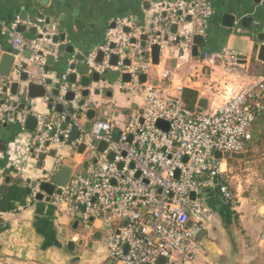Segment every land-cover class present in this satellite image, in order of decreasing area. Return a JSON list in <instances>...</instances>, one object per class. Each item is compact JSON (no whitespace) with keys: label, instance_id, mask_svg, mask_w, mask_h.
Here are the masks:
<instances>
[{"label":"built area","instance_id":"obj_1","mask_svg":"<svg viewBox=\"0 0 264 264\" xmlns=\"http://www.w3.org/2000/svg\"><path fill=\"white\" fill-rule=\"evenodd\" d=\"M199 1L164 3L152 19L150 44L159 45L161 51L164 45L177 40L168 32V25H190L191 29L183 33L181 48L182 55L189 57L194 35L204 33L212 15L209 7L199 8ZM17 23H11L3 31L12 47L31 51V71L16 62L11 76H0V122L11 119L18 107L25 104L29 109L19 116L20 124L24 125L36 100L23 91L13 96L9 88L13 83H20L22 69L31 74L28 82L43 84L41 74L46 57H56L58 53L53 43V26L38 20L35 24L38 37L27 44L15 34ZM139 37L140 32L129 19L118 18L106 34V45L100 48L105 60L98 64L93 52L85 62L90 71L98 74L106 70L127 72L130 79L115 83V87L127 100L141 101V110L119 131L106 120L89 121L88 106L80 104L81 91L77 86L68 85L64 75L58 85V96L42 99L50 105H59L71 92L73 99L68 108L74 113L66 112L55 120L35 114L31 147L38 157L50 147L56 151V147L63 146L71 147L77 155L78 146H84L83 153L78 155L87 162L85 170L74 172L75 167L71 168L68 184L55 188L50 196L57 211L78 225L79 231L72 236L74 243L82 240L85 245L99 231L111 264H196L202 254L197 236L213 220L203 195L207 190L208 193L215 191L224 203L232 208L238 206L225 179L227 159H215L214 154L244 153L255 116L264 109V76L237 91L233 90V80L220 79L221 88L217 81H211L200 92L223 95L221 104L190 110L182 102V89L175 95L170 93L171 71H165L157 85L146 80L141 82L139 77L149 70L151 62L138 57ZM127 47L132 52L126 57L123 49ZM113 55L117 57L114 67L109 63ZM126 59L130 60L129 65H125ZM206 61L217 62L227 71L242 69L239 55L226 48L218 54L204 55L202 62ZM183 80L192 83V79ZM158 121L164 123L163 128L157 126ZM73 126L77 127L78 136L70 142ZM99 143L105 144L102 152L97 150ZM110 154L112 160L108 159ZM64 160L63 155L56 156L55 172Z\"/></svg>","mask_w":264,"mask_h":264},{"label":"crops","instance_id":"obj_2","mask_svg":"<svg viewBox=\"0 0 264 264\" xmlns=\"http://www.w3.org/2000/svg\"><path fill=\"white\" fill-rule=\"evenodd\" d=\"M172 1L176 0H0V55L12 54L15 56L14 65L20 62L26 71H31V51L27 48L19 51L12 47L3 28L18 21L17 27L21 25L25 29L20 33L15 30V34L28 44L38 37L35 28L38 20L53 26L58 54L56 57L48 55L53 60L50 63L45 60L41 74L44 82L37 86L44 87L46 96L54 98L59 93L60 79L65 75L68 85L77 86L80 93L85 89L89 91L86 97L81 95L80 98L88 106V111L92 109L95 112L89 121L106 120L116 130H121L130 117L141 110V101L127 100L115 87V83L130 79V75L127 72L106 70L102 74L96 73L98 81L95 82L94 72L88 69L85 61L93 52L97 58L100 48L106 45V34L114 28V21L118 18L129 19L140 32L136 42L138 57L151 62L149 70L141 74L145 75V80L157 85L163 73L171 71L173 83L170 93L175 95L180 89L195 92L196 108H199L200 99L207 100L205 108L211 104H221L223 95L211 96L200 92L211 81H217L221 88L223 84L220 79L233 80V90L237 91L253 79L264 76V62L257 59L258 51L264 45V0L199 1L212 10V15L207 20L204 33L198 34L201 42L197 45L196 54L193 55L192 50L189 57L181 53L183 33L190 30L191 26L170 24L167 30L177 40L164 45L159 53L158 64L153 65L149 52L151 44L149 42L146 49L143 48L141 37L150 33L152 19L162 5ZM226 17H231V20L225 21ZM225 48L239 55L240 71H227L217 62H202L204 55L218 54ZM123 50L126 57L132 52L131 47ZM103 60L104 55L96 62L100 64ZM126 61L130 64L129 59ZM109 63L114 67L116 60L113 61L110 56ZM21 71L30 79L31 74L23 69ZM83 79L89 80L86 88L81 85ZM183 79H192V83L188 84ZM47 81L50 83L47 84ZM56 90L57 94H54ZM35 100L30 109L33 116L41 114L55 120L68 112L69 100L65 97L64 103L59 104L62 107L61 114L55 111L58 105H51L52 108L48 109V102ZM28 109L29 106L24 104L22 111ZM22 111L18 107L17 112H14L18 113L17 117L13 113L11 119L0 122V264L77 263L79 255L76 251L79 248L69 251L67 244L73 242L72 236L79 231V227L67 215L59 213L50 200L47 201L48 196L39 190V185L47 183L54 175L57 155L64 156L63 166L72 169L78 167L80 171L85 170L86 166L81 155H74L69 146L56 147V151L50 147L46 154L35 157L31 147L35 130L25 128V123L20 124ZM34 183L36 185L33 187ZM39 194L42 198L38 197ZM203 198L212 210L213 220L204 226V235L200 239L202 254L196 264H255L264 253L262 205L252 202L247 205L243 200L235 208L223 211L224 202L215 191L204 194ZM90 242L92 247L86 248L90 254L86 262L107 264L109 259L102 238L99 241L92 238ZM88 243H83V247ZM100 245L103 247L99 248ZM83 264H86L85 261Z\"/></svg>","mask_w":264,"mask_h":264},{"label":"water","instance_id":"obj_3","mask_svg":"<svg viewBox=\"0 0 264 264\" xmlns=\"http://www.w3.org/2000/svg\"><path fill=\"white\" fill-rule=\"evenodd\" d=\"M200 9H204L205 8V4H200L199 6ZM231 17H226L225 18V21L226 19H230ZM231 20V19H230ZM190 21V18L187 19V22ZM229 22V21H228ZM227 26L229 27V23H226ZM25 28L21 25H19L17 27V32H22ZM35 31V30H33ZM125 32H128L127 29H125ZM142 34H143V31H142ZM263 39V37L261 38ZM141 46L143 48L146 49L147 45L149 44V37L148 35L146 34H143L142 37H141ZM56 39H53V43H56ZM201 42V37L199 35H195L193 37V47H192V54L195 55L196 52H197V45L200 44ZM131 43H135V41H131ZM44 48L46 49H51L50 47H47V46H44ZM110 48H114L113 45L110 46ZM149 52H150V55H151V61H152V64L153 65H157L158 64V60H159V53H160V46L157 45V44H151L149 45ZM103 57V53L102 52H98L97 54V58L96 60H101V58ZM257 59L261 62H264V45H261L259 51H258V55H257ZM46 60L48 63H50L53 58L48 56L46 57ZM112 60L113 61H117V57L115 55L112 56ZM14 62H15V58L12 54L10 53H2L0 55V76L2 77H8L12 71V68H13V65H14ZM125 65H129V61H126L125 62ZM25 68V67H24ZM93 81H98V75L96 73L93 74ZM129 78V75L127 76ZM27 75L26 74H21V76L19 77V81L21 82L20 84L19 83H13L10 88H9V93L13 96L17 95V92L19 90L23 91L26 93V95L31 98V99H42L46 96V90L44 89V87L42 86H37L35 84H32L30 82L27 81ZM140 80L141 82H144L145 81V75H140ZM124 81H128L129 79H123ZM71 81H73V76H71ZM50 82L47 81V84H49ZM81 85L83 87H88L89 86V80L88 79H83ZM88 90L85 89L84 91H82L81 95L83 97H86L88 95ZM54 94H57V90L56 91H53ZM65 98L69 101H71L73 99V94L71 92L67 93L65 95ZM80 104L83 105L84 104V101H80ZM207 105V100L206 99H200L199 102H198V107L200 109H204ZM89 107L91 108L92 105H89ZM24 108V105H21L19 106V110L22 111ZM52 106H48V109H51ZM55 111L59 114L62 113V107L60 105L56 106L55 107ZM67 111L70 113V114H73L74 111L71 109V108H68ZM17 114L18 113H14V117H17ZM95 115V112L91 109L88 111L87 113V119L88 120H91L93 119ZM44 121H47V119H44ZM163 125L164 123L162 121H158L157 122V126L158 127H162L163 128ZM166 125V124H165ZM25 128H27L28 130L30 131H34L35 130V127H36V118L33 116V115H28L27 118H26V122H25ZM66 127V124H63L62 125V128H65ZM166 130V128H165ZM78 136V129L77 127L73 126L71 127V130H70V135H69V141L70 142H74L76 140ZM105 148V144L104 143H99L98 147H97V150L99 152H102ZM0 149H2L0 147ZM83 150H84V146L83 145H79L78 148H77V153L78 154H82L83 153ZM245 155L244 153H239V154H235V153H219V152H215L214 154V158L215 159H234V160H242L244 159ZM108 159L109 160H112L113 159V155L110 154L108 156ZM87 162L84 161V166H86ZM119 167H121V165H119ZM70 176H71V168L69 166H62L60 167L55 173L54 175H52L50 177V179L48 180L47 183H41L39 185V190H41L42 192L46 193L47 194V201L50 200V196L52 194V192L55 190V188H63L65 187L69 180H70ZM138 176V174H137ZM36 185V183L33 184V187ZM209 191L207 190L206 193H208ZM39 198H42L41 195L39 194L38 195ZM194 198V195L192 194L191 195V199ZM190 225V223L188 224ZM204 235V231L201 230L200 233L198 234L197 236V239L200 240L201 237ZM101 239V233L99 231L95 232L94 235H93V240H96V241H99ZM80 248V247H83V241L82 240H79L76 244L74 242H69L67 244V249L69 251H73L75 248ZM92 247V243H88L86 245V248H91ZM107 264H111V261L108 260L107 261Z\"/></svg>","mask_w":264,"mask_h":264},{"label":"rangeland","instance_id":"obj_4","mask_svg":"<svg viewBox=\"0 0 264 264\" xmlns=\"http://www.w3.org/2000/svg\"><path fill=\"white\" fill-rule=\"evenodd\" d=\"M256 154V152H255ZM245 159V157H244ZM234 160L232 163H227V172H226V183L232 193L233 197L239 201L245 200L247 205L250 203H255L262 205L264 208V177L262 172L264 171V162H261V159L256 156L250 161ZM80 168L74 169V172H78ZM239 205V204H238ZM238 232L241 234L239 228ZM244 237V235L241 234ZM246 239V238H245ZM244 246V243H243ZM103 247L102 245L99 248ZM264 250V249H263ZM77 255L82 258L83 262H86L87 257L90 256L86 247H81L76 251ZM78 261V260H77ZM82 261H80L81 263ZM82 262V264H83ZM259 262V260L257 261ZM73 264H79L78 262H72ZM71 263V264H72ZM2 264H5L4 262Z\"/></svg>","mask_w":264,"mask_h":264},{"label":"trees","instance_id":"obj_5","mask_svg":"<svg viewBox=\"0 0 264 264\" xmlns=\"http://www.w3.org/2000/svg\"><path fill=\"white\" fill-rule=\"evenodd\" d=\"M196 98H197V94L195 92L184 90L182 93V102L184 106L190 110L196 109L195 107ZM262 102L264 103V99L262 100ZM115 131H119V130L115 129ZM244 155H245V159H244L245 161H250L252 160L253 157L256 158L257 156L261 159V162H264V109L261 110L259 113H257L255 116L252 125L251 139L246 145ZM227 161L228 163H232V159H228ZM262 174L264 177V171L262 172ZM222 204L224 205L223 211L231 210V206H229L226 203H222ZM255 264H264V253L259 259V262H256Z\"/></svg>","mask_w":264,"mask_h":264}]
</instances>
